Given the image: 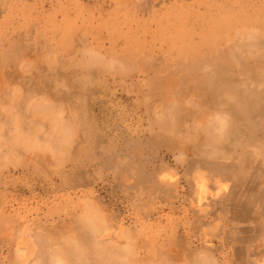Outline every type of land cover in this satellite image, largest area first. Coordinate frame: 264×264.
<instances>
[{"label": "rangeland", "instance_id": "1", "mask_svg": "<svg viewBox=\"0 0 264 264\" xmlns=\"http://www.w3.org/2000/svg\"><path fill=\"white\" fill-rule=\"evenodd\" d=\"M216 50L214 68L236 66L229 75L251 81L239 88L260 97L246 113L252 129L232 122L237 131L217 148L208 139L219 134L200 130L218 100L188 86L200 74L195 68L175 70ZM263 81L264 0H0V264H36L43 252L50 261L56 247L74 264L63 237L79 243L78 254L94 253L91 264H168L172 253L152 216L161 212L159 175L225 159L233 146L245 167L264 176ZM33 103L37 118L28 112ZM167 105L181 111H163ZM50 120L68 128L64 141L47 144ZM256 252L252 264L264 262V250Z\"/></svg>", "mask_w": 264, "mask_h": 264}, {"label": "crops", "instance_id": "2", "mask_svg": "<svg viewBox=\"0 0 264 264\" xmlns=\"http://www.w3.org/2000/svg\"><path fill=\"white\" fill-rule=\"evenodd\" d=\"M224 152L225 159L205 157L192 169L159 175L161 212L152 216L172 253L165 263L199 264L196 255L204 253L210 264H252L264 250V176L257 166L245 167L233 146Z\"/></svg>", "mask_w": 264, "mask_h": 264}, {"label": "bare ground", "instance_id": "3", "mask_svg": "<svg viewBox=\"0 0 264 264\" xmlns=\"http://www.w3.org/2000/svg\"><path fill=\"white\" fill-rule=\"evenodd\" d=\"M238 29H236V34H239V33H237L238 31H237ZM245 30H247V28L245 29ZM256 30V29H255ZM243 31V30H242ZM241 31V32H242ZM253 31V30H252ZM257 31V30H256ZM244 32V31H243ZM242 32V33H243ZM255 32V31H254ZM241 33V34H242ZM249 33H250V31H249ZM246 35H247V33H246ZM249 35L250 34H248V36L247 37H249ZM240 36V35H239ZM253 36V35H252ZM241 37V36H240ZM245 39V38H244ZM244 41V40H243ZM246 42H247V40H246ZM262 44V43H261ZM246 46V45H245ZM221 48V47H220ZM243 52V51H242ZM244 53V52H243ZM242 53V55L240 56V57H242L243 55L244 56H246L245 55V53L243 54ZM251 53V52H250ZM247 54V53H246ZM221 56H222V54H221V52L219 51V50H216L213 54H211V55H209V56H206V57H208V58H206V59H204V60H202V61H199V62H190L188 65H186V64H184V63H181V65H179V66H177V68L175 69V70H177V71H179V70H183V69H185V71L186 70H188V69H190V68H195V70L196 71H198L200 74L198 75V74H194V75H192V76H189L188 77V80L186 81L187 83H188V86H191L192 87V89L193 90H196V91H198V94L200 95V96H207V95H210L212 98H215L216 99V101L218 100V104H219V110H217V111H215V113L213 114V115H211V116H209V113H207L206 112V110L204 111L205 112V115L208 117V119H209V117H211V119L208 121V123H206L207 121H206V119H205V123L206 124H203L202 125V127H201V130L200 131H202V132H208V133H210V134H212V136L213 135H215L216 133L217 134H219V136H217V138H215L214 136L212 137V138H209L208 139V142L209 143H211V144H209V145H216V148L217 147H219V142H222L223 140H224V134L225 135H227V134H229V131H230V134L231 135H234L233 134V132H234V130L235 131H237V129L235 128V124H232V122H243V123H246L248 120H250L251 118H250V116L248 115V114H250V112H252V110H253V108H254V103L255 102H259L260 101V97L258 96L259 94H257L256 92H254V91H244V90H241V89H243L244 88V86H243V88H239V85H245V83H251V81H240V80H238V79H234V78H232L229 74L230 73H232L231 72V69L232 68H235L236 69V66L235 67H231V66H229V65H226V67H224V66H217V68H214L215 67V65H218V63H219V60H220V58H221ZM195 57V56H194ZM147 58H149V57H147ZM245 58V57H244ZM200 59V58H199ZM246 59V58H245ZM151 60V59H150ZM248 60V59H247ZM240 61V58H238V62ZM241 61H242V58H241ZM149 62V61H148ZM180 62V61H179ZM32 63V62H31ZM154 63H156V62H154ZM213 64V66H209L210 64ZM232 63V62H231ZM242 64V63H241ZM25 65H27L28 66V64H25ZM164 65V64H163ZM26 66V67H27ZM31 66V65H30ZM169 66V65H168ZM25 67V66H24ZM139 67V66H138ZM137 67V68H138ZM213 68L214 70H212V69H210V68ZM21 70V69H20ZM172 70V69H171ZM216 70V71H215ZM22 71V70H21ZM24 71V70H23ZM22 71V72H23ZM171 72V71H170ZM245 72V71H244ZM180 73V72H179ZM214 73V74H213ZM216 73H218V74H216ZM185 74V73H184ZM172 75V74H171ZM37 76V75H36ZM180 77V76H179ZM40 78V77H39ZM261 78V77H260ZM177 79H179L178 78V76H177V78H175V80H177ZM208 80V83L207 84H205V85H202V82H204L205 80ZM37 80V79H36ZM168 80V86H166L167 85V82H165L166 83V85H165V87H167V88H169V85L171 84V85H173L172 84V80H171V78L169 79H167ZM166 80V81H167ZM184 80V79H183ZM40 81V80H39ZM153 81V80H152ZM35 82H37V81H35ZM178 82V81H177ZM264 82V81H263ZM2 83V82H1ZM179 84H180V82H178ZM259 83V82H258ZM261 83H262V81H261ZM37 84V83H36ZM184 84V83H183ZM263 84V83H262ZM175 85L177 86L178 84H176V81H175ZM176 86H174L173 88L174 89H177V88H175ZM3 87H4V85H3ZM2 86H1V89H4ZM165 87L164 86H162V88H164V90H165ZM178 87V86H177ZM172 87L170 88V90L171 89H173ZM0 89V90H1ZM6 89V88H5ZM174 89L173 90H171V91H174ZM159 90V89H158ZM158 90H156V91H158ZM160 90H162L161 88H160ZM178 90V89H177ZM2 91V90H1ZM4 91V90H3ZM2 91V92H3ZM7 91V90H6ZM20 91V90H19ZM163 91V90H162ZM168 91V90H167ZM177 92H179V90L177 91ZM7 93V92H6ZM7 94H9V93H7ZM3 95H5V93H2V96ZM0 96H1V94H0ZM7 96V95H6ZM5 96V97H6ZM9 96V95H8ZM7 96V97H8ZM171 96V95H170ZM170 96H168L167 95V97H170ZM172 96H174L173 94H172ZM17 97V96H16ZM19 97V96H18ZM2 98V97H1ZM164 98V97H163ZM171 98V97H170ZM169 98V99H170ZM173 98V97H172ZM172 98H171V100L170 101H172ZM17 99V98H16ZM15 99V100H16ZM20 99V98H19ZM166 99H168V98H166ZM191 99V98H190ZM193 99V98H192ZM4 100V99H3ZM15 100H13V101H15ZM179 100V99H178ZM188 100H189V98H188ZM197 100H199V99H197ZM2 101V100H1ZM7 101V100H6ZM43 101V100H42ZM174 101H175V99H174ZM174 101H172L171 103H173V105L175 104L174 103ZM195 101V100H194ZM193 101V102H194ZM229 101H232V103H234V104H230V102ZM22 102V101H21ZM176 102V101H175ZM185 102H187V101H185ZM8 103V102H7ZM187 103H189V102H187ZM190 103H192V102H190ZM200 103V102H199ZM262 103H263V101H262ZM1 104H3V102L1 103ZM4 104H6V102L4 103ZM4 104L2 105V106H4ZM11 104V103H10ZM197 104H198V101H197ZM8 106H9V104H7ZM7 105H5L6 106V108H7ZM33 106H31V104H30V107H29V111L28 112H30V110H31V113L29 114V115H31L32 116V118H34V117H36V116H38L37 114L40 112V110H39V106L38 105H36L35 103H33L32 104ZM172 105V104H171ZM185 105H186V103H185ZM194 105H196V104H194L193 103V106ZM1 106V105H0ZM10 106H13V105H10ZM9 106V107H10ZM181 106V105H180ZM187 106V105H186ZM188 106H190V104H188ZM41 107H42V105H41ZM40 107V108H41ZM44 107H45V105H44ZM171 107V106H170ZM168 105L167 106H165L163 109V111H165V109H166V112H169L170 114L171 113H174V111L176 112V110L178 111V112H180L181 110H179L180 108H178L177 106L175 107V106H173V107H171L170 108ZM181 107H184V106H181ZM1 108V107H0ZM43 108V107H42ZM168 108H170V110L168 109ZM213 107H211V111H209L210 112V114H212L211 112H212V109ZM11 109V108H10ZM13 109V108H12ZM11 109V110H12ZM183 109V108H182ZM186 109H188V107H186ZM167 110H169V111H167ZM190 110H191V108H190ZM214 110H216V109H214ZM213 110V111H214ZM1 111H5V108L3 109V110H1ZM8 112H10L11 113V111H8ZM191 112V111H190ZM248 112V114H246ZM161 113H163V112H161ZM160 113V114H161ZM169 113L167 114V115H169ZM159 114V113H158ZM187 114V113H186ZM198 115L199 114H201V116H202V112L200 113H197ZM26 115H28V113L26 114ZM156 115V114H155ZM198 115H196V117H197V119H200L199 117L200 116H198ZM205 115H203V118H206V116ZM161 116H163V115H161ZM160 116V117H161ZM171 116V115H170ZM29 117V116H28ZM27 116H26V118H28ZM166 117V116H165ZM164 117V118H165ZM187 117V116H186ZM37 118V117H36ZM202 118V119H203ZM202 119H200V122L201 123H204V122H202L201 120ZM33 120H35V119H33ZM58 120V119H57ZM160 120V119H159ZM158 120V122H160ZM165 120V119H164ZM51 122H50V124L51 125H49L50 126V131L47 133V136H49V138H48V140H46L47 141V144H48V142H50V143H56V142H62V141H64L65 139H66V137H68V128H65V126H63L62 124L60 125H58V124H55V122L53 121V120H50ZM56 121V120H55ZM59 121V120H58ZM168 121H169V118H168ZM204 121V120H203ZM170 122V121H169ZM46 123V122H45ZM161 123V122H160ZM159 123V124H160ZM170 123H172V121L170 122ZM169 123V124H170ZM196 123V122H195ZM194 123V124H195ZM43 124V123H42ZM163 123H161V125H162ZM197 125V124H196ZM45 126V125H44ZM43 126V127H44ZM253 126V125H252ZM252 126H251V124L250 123H246V126H245V124H244V127H245V131H249V130H251L252 129ZM172 131H173V129H171ZM75 131V130H74ZM166 131V130H165ZM195 131V130H194ZM73 133V132H72ZM15 134V133H14ZM216 134V135H217ZM45 136V135H44ZM78 136V135H77ZM38 137V136H37ZM40 137H42V136H40ZM73 138H74V135L72 136ZM71 137V138H72ZM227 137V136H226ZM11 138V137H10ZM17 139L16 140H18L19 141V137H18V135H17V137H16ZM46 138V137H45ZM76 138V137H75ZM36 139H38V138H36ZM262 139V138H261ZM1 140V139H0ZM12 140V142L13 141H16L15 139H11ZM22 140V139H21ZM39 140L40 139H38V141L37 142H39ZM256 140V139H255ZM263 140V139H262ZM261 140V141H262ZM24 141V140H23ZM26 141V140H25ZM24 141V142H25ZM41 141V140H40ZM253 141L254 140H250V143H253ZM6 142V141H5ZM10 142V141H9ZM8 142V143H9ZM12 142H10V143H12ZM17 142V141H16ZM20 142H22V141H20ZM72 142V141H71ZM203 142H204V140H203ZM203 142H202V144H203ZM260 142V141H259ZM3 143V142H2ZM19 142H17V143H15L14 144V142H13V144L14 145H18L19 146V144H18ZM26 143V142H25ZM25 143H21V144H25ZM31 143V142H30ZM40 143V142H39ZM49 143V144H50ZM238 143V142H237ZM236 143V144H237ZM13 144H10V147L12 146L13 148L15 147V146H13ZM69 144V143H68ZM262 144V143H261ZM36 145H38V144H36ZM70 146H72L71 144H69ZM68 145V146H69ZM0 146H2V145H0ZM22 146V145H21ZM41 146V145H40ZM40 146H36L38 149L37 150H35L38 154H40L41 155V153L43 152V150H40L41 148H39ZM43 147H45L44 145H42ZM48 146V145H47ZM51 146V145H50ZM54 146H56V145H54ZM61 146V145H60ZM59 146V147H60ZM51 147H53V145L51 146ZM12 148V149H13ZM16 148H18V147H16ZM45 148H47V147H45ZM61 148V147H60ZM64 148V147H63ZM49 150H50V148H49ZM63 150V149H62ZM18 151V150H17ZM40 151H41V153H40ZM47 150H44V152H46ZM55 151H58V149H57V147H56V150ZM66 151V150H65ZM12 152V151H11ZM27 152V151H26ZM18 153V152H17ZM34 153V151H32V154ZM36 153V154H37ZM49 153H50V151H49ZM56 152H54V154H55ZM61 153V152H60ZM28 154V153H27ZM27 154H25V156L27 155ZM30 154V153H29ZM28 154V156H26V157H29L30 155ZM35 154V153H34ZM37 154V155H38ZM53 154V153H52ZM11 155H12V153H11ZM43 155V157H44V153L42 154ZM48 155V154H47ZM56 155H58L59 156V154H56ZM61 155V154H60ZM46 156V155H45ZM55 156V155H54ZM9 157V156H8ZM33 157V155L31 156V158ZM48 157L49 156H47V157H45V158H47L48 159ZM12 158V157H11ZM57 158V157H56ZM60 158V157H59ZM27 159V158H26ZM30 159V158H29ZM36 159V158H35ZM62 159V158H61ZM44 160V159H43ZM58 160V159H57ZM33 161V160H32ZM31 161V162H32ZM37 161V160H36ZM41 161V160H40ZM39 160L37 161V162H40ZM47 161V160H46ZM49 161V160H48ZM47 161V162H48ZM33 163H34V161H33ZM38 164V163H37ZM44 165H46V164H44ZM49 165H51V164H49ZM87 206V205H86ZM92 206V205H91ZM85 208V207H84ZM93 208H95V207H93ZM85 211V210H84ZM86 212V211H85ZM98 212V211H97ZM104 213V212H103ZM85 215V214H84ZM99 216V215H98ZM102 216V215H101ZM87 217V216H86ZM86 219V218H85ZM96 220V219H95ZM95 220H93V221H95ZM98 220V219H97ZM84 222V221H83ZM82 222V223H83ZM87 223H88V221H87ZM86 223V226L88 225ZM84 224V223H83ZM103 224V223H102ZM90 225V224H89ZM98 225V224H97ZM96 225V226H97ZM92 226V225H91ZM91 229H92V227H91ZM94 229V228H93ZM98 230V232H99V229H96V231ZM94 231V230H93ZM103 231V230H102ZM95 232V231H94ZM89 233V232H88ZM123 233V232H122ZM121 233V234H122ZM13 234V233H12ZM41 235V234H40ZM71 235V234H70ZM95 235V234H94ZM60 236H61V234H60ZM63 236V235H62ZM112 236V235H111ZM110 236V237H111ZM35 237V236H34ZM37 237V236H36ZM49 237V236H48ZM59 237V236H58ZM71 237V236H70ZM96 237H98V236H96ZM95 237V238H96ZM39 238H41V237H39ZM60 238V237H59ZM68 238L69 237H67V240H64V237H63V240H59V243H60V245H61V247H63V248H65V249H68L69 248V254L71 255L70 257H72L73 258V260H71V261H74V264H91L92 262H90V263H88V260L89 259H91L92 258V255H94V253L93 254H91V256H90V254L88 253H86L85 252V250L84 249H82V248H80V250L82 249L83 251V254L81 255V254H78L79 252H81V251H78L79 250V248L77 247V244H79V243H75V239L74 238H72V239H70V240H73V241H71V242H69L68 241ZM32 239H34V238H32ZM43 239V238H42ZM110 239V238H109ZM113 239V238H112ZM130 239H132V238H130ZM38 240V239H37ZM36 239L34 240V241H37ZM47 240L48 239H46V242H47ZM33 241V242H34ZM44 241L45 240H43V243H44ZM103 241H105V240H103ZM38 242V241H37ZM50 242V241H49ZM77 242V241H76ZM102 242V241H101ZM115 242V241H114ZM123 242V241H122ZM36 243V242H35ZM112 243V242H111ZM37 244V243H36ZM46 244V243H45ZM51 244V243H50ZM117 243H115V245H116ZM118 244H120V243H118ZM47 245H48V243H47ZM103 245V244H102ZM108 245V244H107ZM110 245V244H109ZM121 245V244H120ZM132 245H134V244H132ZM38 247V246H37ZM45 247V249H46V247H49L50 248V246L48 245V246H44ZM81 247V246H80ZM103 247V246H102ZM40 248V247H39ZM77 248H78V250H77ZM85 248V247H84ZM111 249H113V246H111L110 247ZM53 249H55V248H52L51 250L53 251ZM60 249V248H59ZM107 249V248H106ZM123 249V248H122ZM36 250V249H35ZM55 250H57V247H56V249ZM55 250L51 253L50 252V256L51 255H53V256H51V258L52 259H50V261L52 260V262H50L49 261V259H48V264H58L59 262L61 263V261H59L58 262V259H60L61 258V260L63 259V261H64V259H66L67 260V255L65 254V253H63L61 250H60V252H62V254H65V255H62L60 252H59V250H58V252L59 253H55ZM64 250V249H63ZM99 250V249H98ZM103 250H105L104 248H103ZM114 250V249H113ZM97 251V250H96ZM106 251V250H105ZM109 251V250H108ZM107 251V252H108ZM120 251V250H119ZM125 251V250H124ZM124 251H122L123 253H124ZM35 252V251H34ZM46 252V251H45ZM76 252H77V255H80V257L84 260V262L81 260V258H79L77 255L75 256V254H76ZM173 252V251H172ZM40 253V252H39ZM38 253V254H39ZM47 253H48V251H47ZM68 253V252H67ZM112 253H113V251H112ZM36 254V253H35ZM105 254V253H104ZM118 254V253H117ZM126 254V253H125ZM132 254V253H131ZM175 254V253H174ZM49 255V254H48ZM97 255V254H96ZM153 255V254H152ZM152 255L150 256L149 255V257H151V259H152ZM156 255V254H155ZM179 256H181L180 254H178ZM39 257L38 258H36V261H35V263L36 264H47V262L45 261V258H46V253H41V254H39L38 255ZM122 256V255H121ZM126 256V255H125ZM159 256H161V255H159ZM175 256V258H176V254L174 255ZM183 256V255H182ZM197 257H198V262H199V264H210V261H209V259L207 258V255L206 254H204V253H199L198 255H196ZM35 257V256H34ZM37 257V256H36ZM89 257H91V258H89ZM94 257V256H93ZM97 257V256H96ZM98 257H100L99 255H98ZM102 257V256H101ZM111 257H112V255H111ZM127 257V256H126ZM170 257V256H169ZM186 257V256H185ZM48 258V257H47ZM46 258V259H47ZM77 258L79 259V260H81V262H79V261H77ZM121 258V257H120ZM146 258H147V256H146ZM146 258H143V259H146ZM161 258H162V256H161ZM178 258H180V257H178L177 256V260H176V262L177 261H179L180 262V260H178ZM34 259V258H33ZM122 259H123V257H122ZM159 259V258H158ZM158 259H157V261H158ZM167 259H168V257H167ZM166 259V260H167ZM174 258L172 257V260H173ZM97 260H99L98 262H96V263H94V264H102V261L100 260V258H97ZM162 259H160V261H161ZM165 260V259H164ZM33 261V260H32ZM68 261V260H67ZM113 261V260H112ZM209 261V262H208ZM50 262V263H49ZM95 262V261H94ZM120 262H123V261H120ZM146 262V261H145ZM179 262H177V263H179ZM18 263V262H17ZM28 263V262H27ZM30 263V262H29ZM64 264H65V261L63 262ZM63 263H61V264H63ZM68 263V262H67ZM104 263V262H103ZM128 263V262H127ZM16 264V263H15ZM33 264H34V261H33ZM107 264H109V263H107ZM119 264V263H118ZM154 264V263H153ZM172 264V263H171ZM174 264V263H173ZM182 264V263H181Z\"/></svg>", "mask_w": 264, "mask_h": 264}]
</instances>
